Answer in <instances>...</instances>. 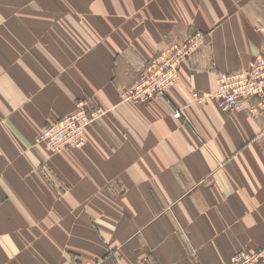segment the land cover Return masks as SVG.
<instances>
[{"label":"crops","instance_id":"1","mask_svg":"<svg viewBox=\"0 0 264 264\" xmlns=\"http://www.w3.org/2000/svg\"><path fill=\"white\" fill-rule=\"evenodd\" d=\"M194 31L208 45L175 87L122 100ZM262 57L264 0H0V264H229L263 246L264 110L193 98ZM80 101L106 111L84 146L35 142Z\"/></svg>","mask_w":264,"mask_h":264},{"label":"built area","instance_id":"2","mask_svg":"<svg viewBox=\"0 0 264 264\" xmlns=\"http://www.w3.org/2000/svg\"><path fill=\"white\" fill-rule=\"evenodd\" d=\"M207 45L206 34L196 31L185 40L177 41L160 50L144 65L139 80L121 92L122 100L148 103L164 97L179 82L181 65L193 59ZM217 80L218 86L213 92L206 95L195 92L194 101L206 104L209 100H213L224 112L246 109L255 116L260 110H264V57L250 67L220 73ZM105 112L104 109L80 101L74 113L45 125L35 142L43 144L52 154L81 148L86 144L87 128ZM173 117L181 119L182 109L175 110ZM229 264H264V245L234 253Z\"/></svg>","mask_w":264,"mask_h":264},{"label":"rangeland","instance_id":"3","mask_svg":"<svg viewBox=\"0 0 264 264\" xmlns=\"http://www.w3.org/2000/svg\"><path fill=\"white\" fill-rule=\"evenodd\" d=\"M194 32H196V31H194ZM194 32H192V33H194ZM94 262H99L100 264H102V259H88V260H85V259L77 258V259H74L70 264H81V263L84 264V263H94Z\"/></svg>","mask_w":264,"mask_h":264}]
</instances>
